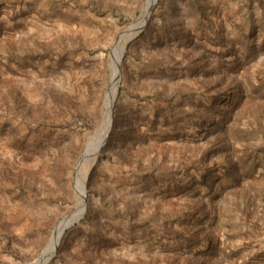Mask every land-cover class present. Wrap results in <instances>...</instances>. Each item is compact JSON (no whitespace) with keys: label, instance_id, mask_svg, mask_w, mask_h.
Returning <instances> with one entry per match:
<instances>
[{"label":"rangeland","instance_id":"374dc122","mask_svg":"<svg viewBox=\"0 0 264 264\" xmlns=\"http://www.w3.org/2000/svg\"><path fill=\"white\" fill-rule=\"evenodd\" d=\"M155 1L45 264H264V0ZM149 4L0 0V264L76 212Z\"/></svg>","mask_w":264,"mask_h":264},{"label":"bare ground","instance_id":"6f19581e","mask_svg":"<svg viewBox=\"0 0 264 264\" xmlns=\"http://www.w3.org/2000/svg\"><path fill=\"white\" fill-rule=\"evenodd\" d=\"M154 1L155 0H150L149 6L145 9L144 13L139 18V20L135 24H133L128 30H126L125 33H123L120 36L119 41L117 45L115 46L114 52L116 55L117 64H116V70H115L114 77H113L112 88L106 98L107 111H106L104 121L102 124L100 141L98 144H95V145L93 144L90 147L88 146L89 148L87 149L83 157L82 164L79 168V171L76 177V188L78 190V196L80 197V204L78 205L76 212H74L72 215H69L67 218L63 219L59 223V225L55 229L54 235L49 245L45 248L41 256H39L37 260L31 264H45L46 261L55 253L60 235L64 232V230H66V228H68L74 222H76L81 217V215H83L85 212L84 193H85V179H86L87 172H88V166H90L91 162L93 161V155H95L98 152L101 142L103 141V139L106 137V135L110 131L111 122L113 121V106L116 100L117 86H118L119 77H120V72L118 71V65L123 55V47L121 43L126 42L128 39L132 37L133 34H135L136 31H138L140 28H142L145 25L149 12L152 6L154 5L153 3Z\"/></svg>","mask_w":264,"mask_h":264},{"label":"water","instance_id":"95a60500","mask_svg":"<svg viewBox=\"0 0 264 264\" xmlns=\"http://www.w3.org/2000/svg\"><path fill=\"white\" fill-rule=\"evenodd\" d=\"M149 16V15H148ZM123 56V55H122ZM121 59H122V57H121ZM121 59H120V62H121ZM120 67V66H119ZM111 127H112V122H111ZM110 131H111V128H110ZM110 131L108 132V134L106 135V137L103 139V141L101 142V144H100V146H99V152L102 150V148H103V146L105 145V143H106V141H107V139H108V137H109V134H110ZM86 198V197H85ZM85 198H84V200H85ZM85 202V201H84ZM69 216V215H68ZM68 216H66L65 218H67ZM64 218V219H65ZM63 220V219H62ZM74 224V223H73ZM65 231V230H64ZM64 233V232H63ZM63 233L60 235V237H59V239H58V243H57V246L59 245V243H60V239H61V236L63 235ZM55 254V253H54ZM54 256V255H53ZM52 256V257H53ZM29 264V263H28ZM31 264V263H30Z\"/></svg>","mask_w":264,"mask_h":264}]
</instances>
